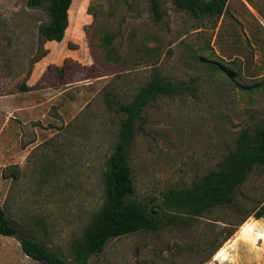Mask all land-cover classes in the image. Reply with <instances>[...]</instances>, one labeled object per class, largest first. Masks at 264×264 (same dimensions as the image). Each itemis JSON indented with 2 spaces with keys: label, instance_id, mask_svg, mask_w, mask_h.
<instances>
[{
  "label": "rangeland",
  "instance_id": "1",
  "mask_svg": "<svg viewBox=\"0 0 264 264\" xmlns=\"http://www.w3.org/2000/svg\"><path fill=\"white\" fill-rule=\"evenodd\" d=\"M47 3L0 0V205L68 264L106 202L104 171L124 113L155 73L176 84L134 119L131 195L161 216L111 237L88 264H264V166L232 203L185 197L264 125V0L195 17L159 0H72L64 43L38 33ZM50 52V54H48ZM23 86H29L26 90ZM182 198V199H183ZM231 235L227 238L228 234ZM0 264H46L0 234Z\"/></svg>",
  "mask_w": 264,
  "mask_h": 264
},
{
  "label": "trees",
  "instance_id": "2",
  "mask_svg": "<svg viewBox=\"0 0 264 264\" xmlns=\"http://www.w3.org/2000/svg\"><path fill=\"white\" fill-rule=\"evenodd\" d=\"M227 0H174L177 8L189 11L193 16H220ZM47 3L49 17L47 24L38 26V33L47 41H61L69 24L68 11L72 0H27L31 7ZM155 17L159 11V0H151ZM30 89L29 86H23ZM177 90L176 84L155 73L152 79L142 87L128 103H119L118 108L124 113L117 139L108 156L104 171L106 202L101 211L94 215L92 222L84 232L83 240L74 246L77 264H88L91 254L102 251L111 237L125 235L140 230H154L161 224V216L152 206L150 209L141 201L132 198L134 182L128 159L129 145L133 140L134 119L143 106L153 101L158 95L171 94ZM264 166V125L259 129L254 140L242 137L234 152L228 154L220 168L210 171L181 202L186 203L195 212L215 204L232 203L238 187L246 180L252 167ZM256 218L264 217V206L254 212ZM0 234L16 238L22 252L31 259L46 264H68L54 254L48 247L26 235L17 224L13 223L0 205ZM231 235L228 234L227 238Z\"/></svg>",
  "mask_w": 264,
  "mask_h": 264
},
{
  "label": "crops",
  "instance_id": "3",
  "mask_svg": "<svg viewBox=\"0 0 264 264\" xmlns=\"http://www.w3.org/2000/svg\"><path fill=\"white\" fill-rule=\"evenodd\" d=\"M68 17H69V11H68ZM65 33H66V31H65ZM64 36H65V34H64ZM64 41L65 40H64V37H63V39L61 41H55V40L47 41V45L49 46V43H52V42H54V43H64ZM48 54H50V52Z\"/></svg>",
  "mask_w": 264,
  "mask_h": 264
}]
</instances>
